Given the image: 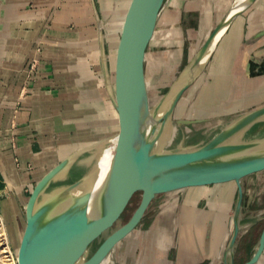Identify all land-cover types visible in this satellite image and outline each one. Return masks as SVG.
Returning a JSON list of instances; mask_svg holds the SVG:
<instances>
[{"label":"crops","instance_id":"0c3cea01","mask_svg":"<svg viewBox=\"0 0 264 264\" xmlns=\"http://www.w3.org/2000/svg\"><path fill=\"white\" fill-rule=\"evenodd\" d=\"M220 1L165 0L144 56L149 98L158 85L170 81H160L159 75L182 67L203 44L197 50L195 45L205 42L238 2L231 0L225 8ZM152 3L0 0V165L4 178L11 181L1 210L11 225L23 205L25 210L27 193L49 170L122 132L118 104L129 116L128 95L137 96L131 75ZM219 11L224 14L218 16ZM34 61L37 69L30 76ZM202 73L208 87H197L198 99L203 100L200 108L221 110L201 109L194 119L182 116L196 121L191 125L217 114L238 115L264 107V0H255L235 17ZM206 88L212 89L215 104L203 98L201 90ZM139 101L131 104L135 107ZM138 112H132L135 121ZM263 173L241 180L239 232L251 189L245 180ZM174 192L179 195L157 206V214L142 233L153 235L149 240L153 254L139 264H231L228 256L239 196L236 181L155 195L128 234L145 221L157 198ZM260 196L250 193L253 202ZM256 264H264V252Z\"/></svg>","mask_w":264,"mask_h":264},{"label":"water","instance_id":"95a60500","mask_svg":"<svg viewBox=\"0 0 264 264\" xmlns=\"http://www.w3.org/2000/svg\"><path fill=\"white\" fill-rule=\"evenodd\" d=\"M254 1L241 0L231 7L171 83L161 101L154 107L156 111L152 117L144 71V56L165 2V0H153L138 44L135 68L131 75L137 96L140 98L137 122L130 119L134 117L130 114L127 116L125 108L118 104L123 120L122 132L119 135L129 134V143L126 148L115 153L107 178L98 190L97 196L94 195V191H97L96 184L88 185L85 176L41 201L52 181L69 166L73 157L78 154L54 166L35 184L26 205L27 227H25V235L20 246L21 253H19L21 264H58L60 258L48 262L47 248L54 242V239L90 220L92 210H102L113 198L123 192L142 191L143 200L131 219L105 238L94 256L90 257V264H95V260L109 243L114 246L139 223L155 195L192 186L213 185L229 181H236L239 186L235 229L230 245L233 251L240 228L238 219L243 198L241 180L253 173L264 171V135L245 141H236L233 138L240 131L263 121L264 107L234 120L214 135L209 142L197 148L179 146L154 149L151 140L161 124L172 121L179 100L204 71L232 21ZM122 103L128 104L127 102ZM177 122L191 124L196 121L182 119ZM93 202L95 203L91 206ZM66 249L64 248L63 253ZM263 252L264 227L255 253L243 264L258 263ZM82 257H85V253ZM231 264H234L233 258Z\"/></svg>","mask_w":264,"mask_h":264},{"label":"rangeland","instance_id":"374dc122","mask_svg":"<svg viewBox=\"0 0 264 264\" xmlns=\"http://www.w3.org/2000/svg\"><path fill=\"white\" fill-rule=\"evenodd\" d=\"M230 1L231 0H221L219 5L227 8ZM222 13L223 12L219 11L218 16H220ZM204 40L205 39H203V41L198 45H195V50H197L203 44ZM194 52L190 53L189 58H186L183 66L189 61ZM35 63H37V61ZM183 66L180 67L176 72L174 70V72L170 74L171 76L167 74L169 70L165 71L164 74L159 75L160 81H164L167 79H170V81L167 84L158 85L159 88L157 90L154 89L153 92H150V107L156 106L161 101L162 97L170 87L171 81H174L179 72L182 70ZM36 69L37 65L35 69H32L31 64L30 76L35 73ZM200 86L201 89L204 87H208V80L206 78V75L203 73L198 77V80L185 91L179 103L177 104L171 122H173L178 127V131L172 144L167 148L182 146L184 148L193 149L202 146L209 142L214 137V135L220 132L222 126H227L234 120L247 114L240 113L238 115L236 114L231 116H222L221 114H217L211 116L210 119L205 123H196L192 125L184 123L179 124L177 121L184 119L182 118V116L194 119L195 116L201 114L202 108L200 107L203 105V100L199 101L198 98L201 96V92L200 89L197 90V87L200 88ZM201 91L203 98L208 102H206L207 104H215L216 99L213 100L214 97L211 88H206L205 91ZM128 100V111L130 112V114L132 115L133 111H139V97H132L128 95ZM131 101H139V105L134 107L133 103L131 104ZM218 109L220 108H217V110ZM202 110L213 111L212 113H215L217 111L216 108H207ZM135 115H132V117H134V120L136 117ZM263 126L264 120L249 126L245 130L240 131L234 136L233 139L236 141H245L247 139L263 136L264 131L260 132ZM112 141L113 138H109L104 143L100 144H102L104 147H107L112 143ZM96 147L91 149L87 148V150H84L82 151V153L74 156L69 166L63 172H61L46 189L41 198V201L46 199L49 195L59 191L64 186L85 177L90 169L93 160V155L90 153V151L94 150ZM2 170L3 169L0 165V264H21L19 258V253H21L20 246L26 231L24 220V205L21 207V213L17 214L19 217L17 219H14V222L12 221L13 223L11 225L9 223V218L4 216L1 210V200H3L4 196L8 193L7 185L9 186L11 183V181L4 178ZM245 182L247 185H249V188L251 187V189L248 190V194H246V199L244 202V209H246L247 212L244 215L245 218L244 220H242V228L238 234V245L234 252V264H243L250 257H252L258 247L264 226V197L261 198L264 194V173L258 176L253 175L246 179ZM253 192L258 193V195L261 194V200L256 198V200L253 202L252 197H250V193L253 194ZM174 193L175 194H172L171 196L166 195L165 197L163 196L157 198L152 203L153 205L150 206L149 212L145 216V221L141 222V224L138 225V227L134 231H132V233H127V236L125 235L123 239L121 238L122 240L120 239L113 246L112 250L114 255V264H139L140 261L144 262L146 258L150 257L151 254H153L149 245V240L153 235L147 234L146 236H143L142 233L151 223V219H153V217L157 214V210L163 205V203H169L173 200L171 197H176V195H179V193L177 192ZM27 196H30V192L27 193ZM142 200V191L123 192L122 194H119L118 196L113 198L108 203V205L100 211L95 219V236L89 246L90 257L94 256L96 250L106 237L122 227L131 219V217L141 204ZM11 217L13 219V216ZM169 254L173 253L170 252ZM141 258L143 259L140 260Z\"/></svg>","mask_w":264,"mask_h":264},{"label":"bare ground","instance_id":"6f19581e","mask_svg":"<svg viewBox=\"0 0 264 264\" xmlns=\"http://www.w3.org/2000/svg\"><path fill=\"white\" fill-rule=\"evenodd\" d=\"M238 2L241 0H237ZM150 106V102H149ZM155 107V106H154ZM151 107V116H154L155 109ZM140 110V105H139ZM139 115V112H138ZM138 116L135 122H137ZM225 126H222V129ZM221 129V130H222ZM178 127L171 121L161 124L156 132L154 133L151 143L154 149H162L170 146L177 134ZM264 131V126L260 132ZM130 140L129 134H121L113 138V141L109 146L104 147L102 144L98 145L94 150H91L90 153L93 155L92 164L88 173L86 174V181L88 185L95 183V188L97 191H94V195H98V190L104 184L111 163L117 151H120L127 147ZM103 146V147H102ZM95 202L91 203V206ZM27 205V203H26ZM26 205H25V226L27 227L26 222ZM91 208V207H90ZM101 211V210H100ZM99 209H94L90 213V220L85 223H81L74 230L59 236L54 239V242L47 248V255L49 257L48 262L55 261L60 258L58 264H90V244L94 239L96 232V217L100 213ZM240 224V219H238ZM64 248H67L63 253ZM113 246L112 243H109L100 253L95 264H114V255H113ZM85 253V257L82 256ZM233 256L232 248L229 249V262L231 263ZM82 257V258H81Z\"/></svg>","mask_w":264,"mask_h":264},{"label":"built area","instance_id":"2783aa9c","mask_svg":"<svg viewBox=\"0 0 264 264\" xmlns=\"http://www.w3.org/2000/svg\"><path fill=\"white\" fill-rule=\"evenodd\" d=\"M36 61H34L33 63H32V69H35V67H36V65H37V63H35Z\"/></svg>","mask_w":264,"mask_h":264}]
</instances>
